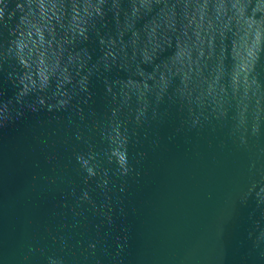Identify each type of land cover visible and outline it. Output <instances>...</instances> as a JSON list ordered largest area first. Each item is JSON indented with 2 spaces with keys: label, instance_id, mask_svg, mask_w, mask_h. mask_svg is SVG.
<instances>
[{
  "label": "water",
  "instance_id": "obj_1",
  "mask_svg": "<svg viewBox=\"0 0 264 264\" xmlns=\"http://www.w3.org/2000/svg\"><path fill=\"white\" fill-rule=\"evenodd\" d=\"M0 264H264V0H0Z\"/></svg>",
  "mask_w": 264,
  "mask_h": 264
}]
</instances>
